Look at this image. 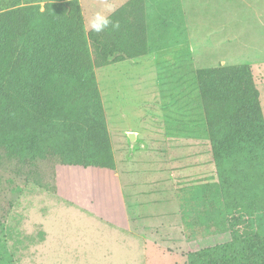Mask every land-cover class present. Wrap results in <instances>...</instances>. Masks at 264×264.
Masks as SVG:
<instances>
[{"label": "trees", "instance_id": "obj_1", "mask_svg": "<svg viewBox=\"0 0 264 264\" xmlns=\"http://www.w3.org/2000/svg\"><path fill=\"white\" fill-rule=\"evenodd\" d=\"M38 1L0 12V169L33 168L34 182L56 193L55 159L115 170L93 70L147 54L145 12L135 0L86 32L79 0H50L43 12ZM195 80L215 167L205 192L219 188L231 240L188 254L187 264H264V204L255 200L264 196L254 176L264 165V114L251 68L201 69ZM1 225L0 217V238Z\"/></svg>", "mask_w": 264, "mask_h": 264}, {"label": "rangeland", "instance_id": "obj_2", "mask_svg": "<svg viewBox=\"0 0 264 264\" xmlns=\"http://www.w3.org/2000/svg\"><path fill=\"white\" fill-rule=\"evenodd\" d=\"M134 1L79 0L85 31L117 10L133 6ZM142 1L147 54L93 70L113 159L115 164L118 159L125 160L128 133L138 136L142 142L138 147L145 143L162 146L164 139L159 137L182 122L181 128H187L188 144L199 146L205 142L199 154L189 156L184 200L201 198L205 210L211 209L212 202L204 203L209 201L206 178L215 167L201 117L195 71L226 66L228 62L249 65L264 111V0ZM48 2L39 0L35 5L43 12ZM23 5V0H0V12ZM159 47L160 53H151ZM55 161L50 178L54 171H65L66 166ZM21 169L17 174L0 169V264H187L188 254L184 252L161 253L165 256L156 252L145 256L141 252L139 257V252L124 251L121 245L115 250L116 236L108 222L98 219L86 201H69L68 181L76 178L60 174L63 180L58 194L34 182L37 170ZM254 173L259 176L257 190L264 196V165L260 164ZM237 180L242 190L241 176ZM202 181L205 185L201 187ZM245 195L251 199L249 204L253 203V194ZM255 200L264 204V197L256 196ZM220 208L224 214L222 203ZM230 240L229 232L204 236L199 250Z\"/></svg>", "mask_w": 264, "mask_h": 264}, {"label": "crops", "instance_id": "obj_3", "mask_svg": "<svg viewBox=\"0 0 264 264\" xmlns=\"http://www.w3.org/2000/svg\"><path fill=\"white\" fill-rule=\"evenodd\" d=\"M161 51L159 47L151 53ZM226 66L233 65L228 62ZM180 124L171 126L170 131L159 137L164 139L160 142L162 146L150 147L145 143L143 147H136L130 156L129 147L126 148L125 160L118 159L115 170L66 166L65 171H57L56 192L60 193L59 182L63 177L70 174L76 178L68 181L69 201L76 204L86 201L85 205L89 204V210L98 219L108 222L116 236L115 250L121 245L124 251L139 252V257L141 252L145 256L148 252L165 256L161 253L169 251L174 255L190 254L199 251L204 236L223 234L221 221L225 213L220 208L218 187L213 190V196H208L209 201L204 202H212L211 209L205 210L201 198L192 202L184 200L189 156L199 154L198 149L205 142L199 146L188 144L187 128H181ZM90 185L92 191H89ZM204 185L202 181L201 187ZM98 189L104 190L94 191Z\"/></svg>", "mask_w": 264, "mask_h": 264}, {"label": "water", "instance_id": "obj_4", "mask_svg": "<svg viewBox=\"0 0 264 264\" xmlns=\"http://www.w3.org/2000/svg\"><path fill=\"white\" fill-rule=\"evenodd\" d=\"M127 140H128V146H129V155H131L132 152L134 151V149H136V147H138L140 142L138 140L137 135L134 133H128L127 134Z\"/></svg>", "mask_w": 264, "mask_h": 264}]
</instances>
